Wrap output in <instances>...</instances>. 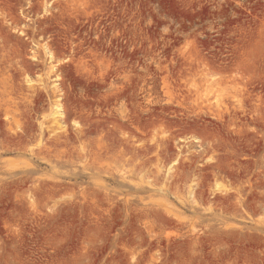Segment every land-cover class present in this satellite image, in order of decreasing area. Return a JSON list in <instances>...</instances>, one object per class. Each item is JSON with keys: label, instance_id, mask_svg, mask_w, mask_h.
I'll use <instances>...</instances> for the list:
<instances>
[{"label": "rangeland", "instance_id": "1", "mask_svg": "<svg viewBox=\"0 0 264 264\" xmlns=\"http://www.w3.org/2000/svg\"><path fill=\"white\" fill-rule=\"evenodd\" d=\"M86 3L91 15L69 16L63 0H0V264H146L157 249L159 264H264V225L249 220L264 215V65L248 84L244 111L225 114L223 124L198 121V133L181 128L164 143L161 167L178 160L190 189L177 199L165 185L161 207L145 203L157 185L129 183L140 165L121 174L144 150L120 138L108 115L113 99L99 80L72 79L70 63L81 56L111 61L132 80L120 97L125 105L145 106L144 98L162 95L154 65L174 59L184 40L195 38L200 57L229 71L264 24V0ZM60 60L69 62L57 69L61 80L38 79ZM56 101L65 128L53 118ZM148 107L142 127L159 114ZM216 182L239 195L213 194Z\"/></svg>", "mask_w": 264, "mask_h": 264}, {"label": "clouds", "instance_id": "2", "mask_svg": "<svg viewBox=\"0 0 264 264\" xmlns=\"http://www.w3.org/2000/svg\"><path fill=\"white\" fill-rule=\"evenodd\" d=\"M63 3L69 16L80 13L92 14L86 0H63ZM30 58L35 59L34 56ZM64 63L69 62L60 60L50 65L38 79H47L54 75L57 81L61 80L62 77L57 74V69ZM70 63L72 79L91 78L93 81H100L107 98L113 99L115 106L108 115H115L117 123L121 126L120 138L129 148L144 150L142 159H136L121 174L131 176L133 170L140 165L142 170L138 179L129 180V183H135L137 187L143 185L149 188L157 185L152 196L145 203H159L163 207L164 201L160 197L164 194L165 185L172 184L173 194L177 199H183L180 193L184 189H190V184L183 181L179 170L175 168L179 164L178 160L170 159L167 167H161V162L166 155L163 150L164 143L181 128H188L191 132L198 133V129L192 127L198 121L208 120L223 124L225 114L230 115L232 111H244V101L248 99V84L264 65V24L257 35L247 39L244 46L238 50L227 72H218L206 59L199 56L195 38L177 44L174 59L154 65L163 84L160 90L162 95L156 100L150 96L144 98L142 103L145 106H141L140 102L133 104L131 108L125 105L124 99L120 97L131 88L132 80L130 74H121L113 68L111 61L97 60L94 56L89 58L81 56L74 58ZM152 63L149 61V64ZM177 66L178 71L173 73L171 68ZM141 91H143V85H141ZM257 101H252V103L259 108ZM149 105L157 107L159 114H153L149 122L142 127L139 117L152 111ZM253 115H256L255 110ZM228 130L238 131L233 126H229ZM248 130L255 131L254 128ZM211 131L210 129L207 134H211ZM125 144L117 146L119 153L124 152ZM125 159L127 160L128 157ZM206 162L215 163V159L210 157ZM170 169H175V173L170 172ZM217 190L221 195L229 193L239 195L238 188L222 185L220 182H216L213 187V194H216ZM203 210L207 213L212 211L210 206ZM176 218H180L179 214ZM249 220L253 225H264V215L256 218L249 217ZM149 239H154V236L149 234ZM83 251H87L86 244ZM160 255V250L157 249L146 264H159L156 258ZM130 264H136L134 258L130 260Z\"/></svg>", "mask_w": 264, "mask_h": 264}, {"label": "bare ground", "instance_id": "3", "mask_svg": "<svg viewBox=\"0 0 264 264\" xmlns=\"http://www.w3.org/2000/svg\"><path fill=\"white\" fill-rule=\"evenodd\" d=\"M45 54L47 55V58H48V60L50 61V62H52V60H53V56H52V53L48 50V49H45ZM54 86H56V84H54ZM144 95V94H143ZM58 98V97H57ZM53 118L55 119V121L57 122V124L59 125V127L61 126L62 128H65V127H63L62 125H63V123H64V117H65V113H64V110H63V108H62V106H61V104L58 102V101H56L55 103H54V111H53ZM60 127V128H61ZM80 132H82L81 130H79ZM59 138V137H58ZM186 143V142H185ZM121 144V143H120ZM192 145V144H191ZM139 150V149H138ZM140 151H142V150H140ZM133 152V151H132ZM139 152V151H138ZM144 152V151H143ZM181 153V152H180ZM79 154H81V153H79ZM183 154H185V153H183ZM181 155V154H180ZM180 158V157H179ZM167 161V160H166ZM82 163V162H81ZM115 163V162H114ZM85 166H86V164H85ZM102 169V168H101ZM122 173V172H121ZM22 188H24V187H22ZM103 197V196H102ZM112 197V196H111ZM115 199V198H114Z\"/></svg>", "mask_w": 264, "mask_h": 264}, {"label": "snow or ice", "instance_id": "4", "mask_svg": "<svg viewBox=\"0 0 264 264\" xmlns=\"http://www.w3.org/2000/svg\"><path fill=\"white\" fill-rule=\"evenodd\" d=\"M217 187L219 188V185Z\"/></svg>", "mask_w": 264, "mask_h": 264}]
</instances>
